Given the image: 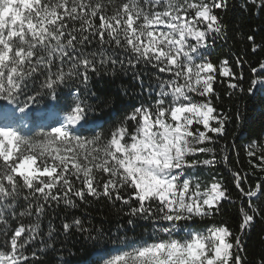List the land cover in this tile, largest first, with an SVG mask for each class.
<instances>
[{
	"label": "snow or ice",
	"instance_id": "6c2138e0",
	"mask_svg": "<svg viewBox=\"0 0 264 264\" xmlns=\"http://www.w3.org/2000/svg\"><path fill=\"white\" fill-rule=\"evenodd\" d=\"M252 3L264 9V0ZM226 8L227 0H0V264H40L49 249L70 264L55 225L44 234L42 223L89 197L119 202L128 217L111 235L79 216L61 219L65 236L122 246L100 264H245L243 235L264 219L254 203L264 197V141L246 148L251 172H232L236 198L222 178L197 175L230 159L221 141L232 116L216 106L218 78L229 98L264 86V61L245 89L242 71L209 59L226 35L216 10ZM121 74L135 87L93 90L94 77ZM125 97L138 103L105 129L101 121ZM257 171L259 182L246 188ZM237 200L239 231L216 223L224 202ZM139 221L154 239L129 235Z\"/></svg>",
	"mask_w": 264,
	"mask_h": 264
},
{
	"label": "trees",
	"instance_id": "16d2710c",
	"mask_svg": "<svg viewBox=\"0 0 264 264\" xmlns=\"http://www.w3.org/2000/svg\"><path fill=\"white\" fill-rule=\"evenodd\" d=\"M216 12L222 16L223 24L225 25L226 35L221 38L217 37L212 47L209 49V59L217 66L220 61L227 59L229 66L237 74L243 72L245 77L243 86L248 88L249 82L253 76L251 72L252 67H259V63L264 61V9H258L252 0H227V8L225 10L217 9ZM253 40H249V37ZM258 45L257 51L253 52V45ZM243 61L242 68L236 65V60ZM219 80H225L224 77H219L217 83L214 85L216 90L220 93L221 99L216 106L223 112L232 116V120L227 125L226 140L232 147L226 153L230 159L227 165L220 163L216 168H202L197 172L202 180H208L212 175L222 178L228 186L234 198L237 197V190L232 182V172L240 171L241 174L251 172L252 169L248 164L249 157L246 155V148L252 140L264 141V86H257L254 94L248 95L237 92L232 98H229L225 93L228 91L226 82L221 84ZM93 90L100 93H107L116 95L121 86L135 87L131 82L130 76L119 75L113 77L111 75L103 78H93ZM147 99V96L141 97ZM45 103L41 102L40 107H44ZM138 103L125 97L122 102H118L114 111L105 118V129L111 127L112 121L117 120L124 114V110L131 104ZM239 112L240 119H236L235 114ZM92 125L83 129L85 135L92 134ZM99 131V129H97ZM260 173L257 171L255 175L248 176L249 185H254L259 182ZM88 203L79 205L76 209H64L63 205L54 212L50 211L44 218L42 223V231L44 234L49 229V221L55 225L58 230L57 247L62 246V255L70 264H100L101 258H108L109 255H115L117 250L122 246L113 244L111 242H101L94 244L83 238L79 233L65 236L60 232L61 219L73 216H79L85 219L86 224L90 223L94 227H102L105 233L111 235L117 231V226L125 224L128 217L124 216L117 209L120 207L119 202L113 205L106 199L99 201L88 198ZM79 203V202H78ZM254 203L264 205V197L259 200L254 199ZM238 204L224 202L222 213L215 217V222L227 221L228 226L236 231H239L240 218L238 213ZM28 221L25 220V223ZM206 221L205 223H211ZM140 225L135 230V233H129L130 236L139 238L141 234L144 240H151L153 236V227L148 221H139ZM12 226H16V221H12ZM204 225L197 223L194 227L202 228ZM3 237H0L2 243ZM39 240L31 247L35 250ZM243 252L241 256L244 257L245 264H260L261 258L264 257V219L257 217L253 228L248 230L243 235L242 240ZM129 250V249H125ZM61 253H57L51 249L42 253V260L40 264H57L56 257Z\"/></svg>",
	"mask_w": 264,
	"mask_h": 264
}]
</instances>
